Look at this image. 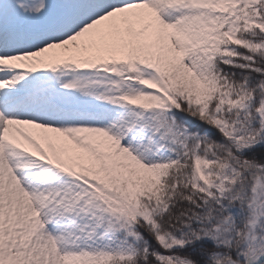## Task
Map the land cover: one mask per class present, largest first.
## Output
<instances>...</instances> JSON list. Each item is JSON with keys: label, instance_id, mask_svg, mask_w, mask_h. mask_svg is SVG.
<instances>
[{"label": "snow or ice", "instance_id": "snow-or-ice-1", "mask_svg": "<svg viewBox=\"0 0 264 264\" xmlns=\"http://www.w3.org/2000/svg\"><path fill=\"white\" fill-rule=\"evenodd\" d=\"M0 264H264V0H0Z\"/></svg>", "mask_w": 264, "mask_h": 264}]
</instances>
